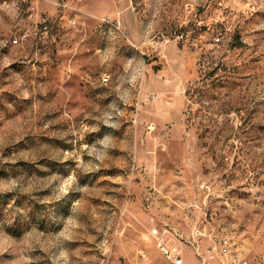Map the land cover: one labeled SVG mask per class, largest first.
<instances>
[{"label":"rangeland","instance_id":"rangeland-1","mask_svg":"<svg viewBox=\"0 0 264 264\" xmlns=\"http://www.w3.org/2000/svg\"><path fill=\"white\" fill-rule=\"evenodd\" d=\"M232 216L264 264V0H0V264H171L152 228L201 264L180 237Z\"/></svg>","mask_w":264,"mask_h":264},{"label":"built area","instance_id":"built-area-1","mask_svg":"<svg viewBox=\"0 0 264 264\" xmlns=\"http://www.w3.org/2000/svg\"><path fill=\"white\" fill-rule=\"evenodd\" d=\"M58 6L63 5L58 4ZM102 22L106 24L109 23L105 19H102ZM42 30H47V24L43 23ZM183 37V35H179L177 39L180 40ZM25 38L26 34L19 35L18 37L13 38L11 43L13 45H19L21 40H24ZM154 52L158 51L155 50ZM107 80L108 78L103 79L104 82ZM198 190L207 194L205 195L206 197L208 194H210V189L205 183H201ZM223 204L224 207L227 208L224 210L226 213H233L232 206L227 198L223 200ZM232 218L233 216L229 219V222L226 226L219 225L217 228L212 225L213 222L215 224V221H211L212 224L209 226V231L207 230V233L206 227H204L202 230L193 228L188 239L182 241V237H180L181 242H183V245H187L193 250L196 257L201 261V264H206L207 259L213 257L220 259L222 264H250L249 260L245 256L239 255L237 246L232 242L233 235L238 231V225ZM203 238H206L210 243V245L204 250V254L201 253L200 247V243ZM142 240L145 243L154 241L159 254L164 260H171V264H182V252L180 247L176 245H169L168 242L163 241L156 228L148 230V232L142 236ZM140 254L144 257L142 251Z\"/></svg>","mask_w":264,"mask_h":264},{"label":"crops","instance_id":"crops-1","mask_svg":"<svg viewBox=\"0 0 264 264\" xmlns=\"http://www.w3.org/2000/svg\"><path fill=\"white\" fill-rule=\"evenodd\" d=\"M154 51L155 49H153L152 53L155 55L148 57V59L144 61L146 63L145 69L149 71H146L147 77L149 78L148 89L151 92L150 94L156 95L159 99H171L172 103L170 105L176 108L182 105V99L175 93L176 85L174 84L171 73H173L172 69H176L177 65H179L181 69L186 68V60L183 56L185 53L181 50L175 51L172 47L166 48L163 52L159 51L158 54ZM172 116H174V114H172ZM204 250L205 249H201V253L204 254ZM191 251L193 256L197 259L192 249ZM181 252L182 264H184L185 253H183L184 251L182 249Z\"/></svg>","mask_w":264,"mask_h":264},{"label":"bare ground","instance_id":"bare-ground-1","mask_svg":"<svg viewBox=\"0 0 264 264\" xmlns=\"http://www.w3.org/2000/svg\"><path fill=\"white\" fill-rule=\"evenodd\" d=\"M168 261H170V262H171V260H168Z\"/></svg>","mask_w":264,"mask_h":264}]
</instances>
